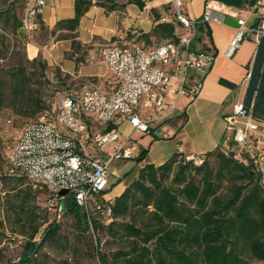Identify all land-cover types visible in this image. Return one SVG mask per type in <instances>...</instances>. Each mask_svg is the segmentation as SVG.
<instances>
[{
    "label": "built area",
    "instance_id": "obj_1",
    "mask_svg": "<svg viewBox=\"0 0 264 264\" xmlns=\"http://www.w3.org/2000/svg\"><path fill=\"white\" fill-rule=\"evenodd\" d=\"M46 0H32L21 18V29L32 38L39 29L38 17ZM168 12L163 22H173L175 37L147 46L126 40V35L105 44L100 55L114 82L110 88L93 85L80 92L67 93L52 113L23 124L19 143L6 151L8 175L22 177L46 199V207L59 218L64 208L61 200L71 195L91 223L92 217L109 222L111 202L104 198L109 187V169L114 158H134L137 147L131 142L135 131L149 133L155 125L167 122L179 109L199 94L203 78L214 60V53L202 44L205 28L212 22L226 23L227 17L238 24L226 51L232 55L244 38L257 44L264 35V3L256 0L245 17L239 9L218 0H207L199 17L188 15L183 0H164ZM252 17V22L249 19ZM135 36L139 32L131 31ZM242 119V120H241ZM234 130L239 148L249 149L259 122L241 102L233 105V114L225 117ZM11 123L5 118V125ZM128 123V134L121 125ZM108 124L113 126L106 129ZM97 125L103 128L97 129ZM195 164L202 156H186ZM256 162V161H255ZM61 189L68 193L58 196ZM100 198V199H99ZM91 225V224H90ZM91 232L93 229L91 227Z\"/></svg>",
    "mask_w": 264,
    "mask_h": 264
},
{
    "label": "trees",
    "instance_id": "obj_2",
    "mask_svg": "<svg viewBox=\"0 0 264 264\" xmlns=\"http://www.w3.org/2000/svg\"><path fill=\"white\" fill-rule=\"evenodd\" d=\"M218 1L240 9L253 5L256 0ZM12 2L0 0V39L8 28L20 37L25 36L21 19L10 7ZM91 4V0H74V15L58 20L54 31L74 30ZM154 19L151 35L164 40L175 37L173 22L161 21L158 14ZM209 32L206 27L205 33ZM25 61L38 63L43 71L46 68V62L38 56L32 59L26 56ZM33 74L27 77L22 66L10 74L9 97L13 106L19 104V111L24 106L30 108L31 103L34 112L43 108L30 87ZM3 83L0 74V108ZM250 112L256 121L264 122V67ZM112 126L108 124L106 129ZM145 153L146 148L142 147L135 159L141 161ZM201 156L202 161L195 164L185 155L174 152L161 164L141 166L136 177L111 202L112 219L107 223L97 217H92L90 223L71 195L63 201V212L72 214L82 232L92 227L94 234L105 231L112 239L125 244L110 253L96 250L100 264H247L249 260L264 263V184L255 158L249 149H240L237 156L220 147ZM14 178L19 182L23 179ZM28 187L30 192L40 194ZM17 202L19 212H24L23 220H28L26 197L20 196ZM39 228V223L31 226L19 256L20 264H30L32 255L45 242L58 240L59 224L55 218L40 232ZM37 234L38 240H35Z\"/></svg>",
    "mask_w": 264,
    "mask_h": 264
},
{
    "label": "rangeland",
    "instance_id": "obj_3",
    "mask_svg": "<svg viewBox=\"0 0 264 264\" xmlns=\"http://www.w3.org/2000/svg\"><path fill=\"white\" fill-rule=\"evenodd\" d=\"M95 1L104 6L106 10H111L109 15L101 9L100 13L95 16L94 22L100 25L104 21L111 19L114 14L112 9H116L117 6L113 0H94V2ZM189 2L196 11L201 9L202 4L199 3V0H189ZM26 6L27 0H13L10 7L14 9L19 19H21ZM130 8L131 7H128L127 9ZM239 12L241 11H238L240 17L246 16L245 13L241 12L239 14ZM250 21L251 19L248 23ZM213 23L222 22L212 21L210 24ZM222 24L228 25L227 23ZM134 29L136 28L131 26L129 29L124 30L123 35H126V40L131 41L134 39L138 42H144L147 45L159 43L164 40L163 37H156L153 35L150 37L148 34L142 33L138 29L136 30L139 32V35L135 36L131 33ZM3 33L4 36L0 39V74L5 81L2 87L4 93L3 103L0 108V264H20L19 256L30 233L31 226L35 223H39L40 232L48 221L53 218H55L56 222L59 224L57 233L58 240L54 242H45L38 252L32 255L29 261L30 264H100L96 250L110 253L125 244L112 239L105 231L95 233L94 236L91 229L82 232L80 227H77L74 217L69 212L64 211L59 218L55 217L53 212L47 209L45 197L33 191L30 192L24 178L20 181L22 183H20L16 181L13 176H8L5 158L8 146L15 142L23 124L42 115L52 113L63 95L80 92L84 88L93 85L105 86L106 88L112 86L114 79L108 72L107 65L100 55L101 47L105 43H108V41H98L95 49L91 52L88 51L91 46H82L80 42L74 39L71 41V49L64 52V45L67 43L62 41L58 44L55 51H45L43 54L47 59H50L51 53L58 52L61 54L60 62L64 66L63 69L66 72L61 70L58 65L48 63L39 55L38 57H40L41 61L46 62V68L43 71L38 63L29 64L25 61L24 44L27 35L20 37L11 28L4 30ZM86 33L89 35V32ZM45 34L44 32L43 35ZM34 36L32 38H34ZM52 36L54 37L48 40H57L63 37V34L55 33L53 30ZM73 60L77 64L79 62L83 63L79 68V74L82 76H77L73 73L75 70V63ZM21 66L26 68L27 77H30V73H34L30 79V87L33 89L36 99L40 100V104L43 107L39 111L34 112L35 107L32 103L30 108L24 106V108H21V111H19V104L15 106L11 104L10 100H12V98L9 97L11 93L9 77L11 73H14L16 69L21 68ZM184 100V98L180 99V104H182ZM7 117L11 119V123L5 125L4 120ZM101 128L103 127L97 125V129ZM123 129L125 128L123 127ZM129 129L131 130V127ZM149 136L150 133L141 135L140 132L135 131L132 134L131 142L134 143L139 150L141 146L146 145V138ZM233 148H238L237 151H233V153L238 156L240 152L239 145L234 144ZM225 150L227 152L230 151L228 149ZM255 151H250L254 158L257 157V152ZM109 169L117 173V176L120 177V183L126 184L137 175L139 164L136 159L132 158H114L109 164ZM261 183L264 184V172H262ZM20 196H24L27 199L25 213L28 216V220L26 221L23 220L24 212H19L17 208V201ZM38 236L37 234L34 239L38 240ZM99 238L100 242L98 243ZM64 261L66 263H63ZM247 264L260 263L249 260Z\"/></svg>",
    "mask_w": 264,
    "mask_h": 264
},
{
    "label": "crops",
    "instance_id": "obj_4",
    "mask_svg": "<svg viewBox=\"0 0 264 264\" xmlns=\"http://www.w3.org/2000/svg\"><path fill=\"white\" fill-rule=\"evenodd\" d=\"M137 1L141 2L143 6L140 7ZM183 1L188 15L199 17L207 0H199V3L202 4L199 11L194 9L189 0ZM113 2L116 3L117 8L112 9L114 14L111 15V19L100 25L96 24L94 19L101 9L109 15L111 10H106L99 2L92 0V4L80 17L79 24L74 30L56 29L55 33L63 34V37L57 40H48L54 37L52 31L58 20L74 15V0H46L39 17L41 25L38 31L34 38L26 37L24 44L26 56L32 59L41 55L48 63L56 64L66 72L60 62L61 54L58 52L51 53L50 59H47L43 53L55 51L62 41L67 43L64 45V52H67L71 49L73 39L80 42L82 46H91L88 50L91 52L95 49L98 41L107 40L108 43H111L115 41V38L117 39L118 35H123L124 30L131 26L152 37L150 33L155 24V14L161 16L168 12V6L164 0H113ZM261 2L264 3V0ZM31 3L32 0H27V5ZM128 7L131 8L127 9ZM249 7L236 9L247 14L246 10ZM250 19L252 22V17ZM207 27L210 34L205 33L202 44L215 56L211 67L203 78L202 88L194 100L186 104L185 100L182 104L179 101V109L175 116L167 122L151 128L150 136L146 138V145L141 146V148H146V153L144 158L138 162L139 168L147 163L161 164L174 152H179L185 156H198L204 155L215 147L228 149L232 152L238 150V148H233V145L236 144L234 130L227 127L225 117L233 114V105L236 102L242 103L243 101L257 44L252 38H244L233 54L227 55L226 51L230 38L234 35L235 27L222 23L209 24ZM84 30L89 32V35ZM44 32L45 35H43ZM67 34H74V36ZM74 63L75 70L73 73L82 76L79 74V68L83 63L77 64L75 61ZM129 128L128 123L121 125V131L124 134L129 133ZM143 134L141 133V135ZM139 150L137 149V154ZM249 150H256L257 167L264 172V122L262 121L259 122V130L254 133ZM119 179L118 176L109 175L111 186L104 194L105 199L113 201L114 197L119 195L128 184L120 183Z\"/></svg>",
    "mask_w": 264,
    "mask_h": 264
},
{
    "label": "water",
    "instance_id": "obj_5",
    "mask_svg": "<svg viewBox=\"0 0 264 264\" xmlns=\"http://www.w3.org/2000/svg\"><path fill=\"white\" fill-rule=\"evenodd\" d=\"M226 23L233 26H236L238 24L237 19L232 17H227ZM21 31L23 32L22 29ZM262 67H264V35L260 37V40L256 45L255 54L253 57L252 65L247 79L244 98L242 101L243 108L246 112L249 111L251 107L252 98L258 86ZM66 193H68L67 189H61L57 195L63 196ZM61 206L63 207V200H61Z\"/></svg>",
    "mask_w": 264,
    "mask_h": 264
},
{
    "label": "bare ground",
    "instance_id": "obj_6",
    "mask_svg": "<svg viewBox=\"0 0 264 264\" xmlns=\"http://www.w3.org/2000/svg\"><path fill=\"white\" fill-rule=\"evenodd\" d=\"M27 123H29V122H27ZM22 132H23V127H22V129L20 130V133H19V135H18V137H17V139L15 140L14 143H19V141L21 140Z\"/></svg>",
    "mask_w": 264,
    "mask_h": 264
}]
</instances>
